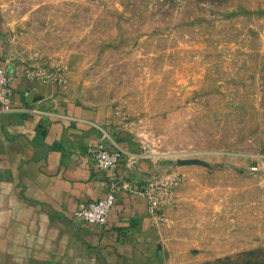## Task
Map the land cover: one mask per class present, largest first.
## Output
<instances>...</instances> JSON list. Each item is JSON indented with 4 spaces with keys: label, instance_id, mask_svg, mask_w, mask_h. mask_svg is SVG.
<instances>
[{
    "label": "rangeland",
    "instance_id": "obj_1",
    "mask_svg": "<svg viewBox=\"0 0 264 264\" xmlns=\"http://www.w3.org/2000/svg\"><path fill=\"white\" fill-rule=\"evenodd\" d=\"M0 28L13 68L112 104L159 178L194 162L165 185L174 264H264V0H0Z\"/></svg>",
    "mask_w": 264,
    "mask_h": 264
},
{
    "label": "crops",
    "instance_id": "obj_2",
    "mask_svg": "<svg viewBox=\"0 0 264 264\" xmlns=\"http://www.w3.org/2000/svg\"><path fill=\"white\" fill-rule=\"evenodd\" d=\"M4 65L12 66L0 28ZM14 70L11 103L0 112V264H174L162 243L169 206L161 204L167 219L162 210L158 217L145 196L124 186L105 226L78 224L73 212L79 202L101 199L114 178L131 184L156 178L165 186L175 173L189 176L192 169L177 166L159 178L145 142L112 104H85L54 81ZM98 144L119 146L132 160L99 172L87 158Z\"/></svg>",
    "mask_w": 264,
    "mask_h": 264
},
{
    "label": "built area",
    "instance_id": "obj_3",
    "mask_svg": "<svg viewBox=\"0 0 264 264\" xmlns=\"http://www.w3.org/2000/svg\"><path fill=\"white\" fill-rule=\"evenodd\" d=\"M25 74L28 77L44 80L45 74L42 70L26 69ZM16 72L12 66H0V112L9 109L11 103L12 81ZM124 149L119 146L108 148L102 144H98L87 150V158L93 168L99 172H114L121 161L132 160ZM259 160L264 161V147L259 154ZM257 170V167L252 168ZM126 187L132 194H140L147 198L149 211L161 217V204L167 198V190L162 182L156 178L145 179L136 184H131L122 178H114L108 183L107 190L103 197L97 201L79 202L73 212V219L78 224H90L97 226H105L108 214L114 206V200L117 192Z\"/></svg>",
    "mask_w": 264,
    "mask_h": 264
},
{
    "label": "water",
    "instance_id": "obj_4",
    "mask_svg": "<svg viewBox=\"0 0 264 264\" xmlns=\"http://www.w3.org/2000/svg\"><path fill=\"white\" fill-rule=\"evenodd\" d=\"M192 163H194L192 160H178L177 161V164L179 166L189 165V164H192Z\"/></svg>",
    "mask_w": 264,
    "mask_h": 264
}]
</instances>
